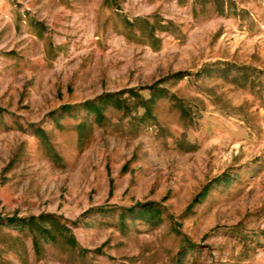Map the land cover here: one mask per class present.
Here are the masks:
<instances>
[{"label":"rangeland","instance_id":"374dc122","mask_svg":"<svg viewBox=\"0 0 264 264\" xmlns=\"http://www.w3.org/2000/svg\"><path fill=\"white\" fill-rule=\"evenodd\" d=\"M0 264H264V0H0Z\"/></svg>","mask_w":264,"mask_h":264},{"label":"trees","instance_id":"16d2710c","mask_svg":"<svg viewBox=\"0 0 264 264\" xmlns=\"http://www.w3.org/2000/svg\"><path fill=\"white\" fill-rule=\"evenodd\" d=\"M111 96H105L103 98H100L99 101H102L103 99H109ZM117 106L120 107L121 104L117 102ZM90 110L94 109V104L89 103ZM131 209H129V212L131 213ZM147 213V212H154V214H159V210L154 208L152 205L145 204L143 205V208L138 213ZM13 222V221H12ZM20 225H32L33 226V244L36 248H38V239L39 236L40 239L43 240L44 243H48L49 241H55L58 236H62L67 229H65L61 224L58 222V219L54 216L49 215H41L38 218H30L27 221H20ZM46 224H49L51 228H53V231H50L45 228ZM36 233V234H35ZM69 243L74 244V241L69 238Z\"/></svg>","mask_w":264,"mask_h":264}]
</instances>
